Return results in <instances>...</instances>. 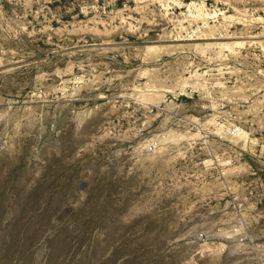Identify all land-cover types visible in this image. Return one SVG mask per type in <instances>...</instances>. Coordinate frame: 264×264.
<instances>
[{"label":"rangeland","instance_id":"1","mask_svg":"<svg viewBox=\"0 0 264 264\" xmlns=\"http://www.w3.org/2000/svg\"><path fill=\"white\" fill-rule=\"evenodd\" d=\"M0 264H264V0H0Z\"/></svg>","mask_w":264,"mask_h":264}]
</instances>
